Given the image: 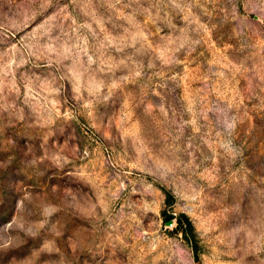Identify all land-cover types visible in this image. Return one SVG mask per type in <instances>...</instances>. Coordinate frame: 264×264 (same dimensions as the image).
<instances>
[{"label": "rangeland", "instance_id": "374dc122", "mask_svg": "<svg viewBox=\"0 0 264 264\" xmlns=\"http://www.w3.org/2000/svg\"><path fill=\"white\" fill-rule=\"evenodd\" d=\"M0 264H264V0H0Z\"/></svg>", "mask_w": 264, "mask_h": 264}]
</instances>
